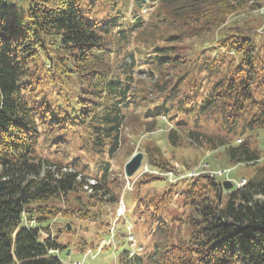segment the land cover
I'll return each mask as SVG.
<instances>
[{"label": "trees", "instance_id": "16d2710c", "mask_svg": "<svg viewBox=\"0 0 264 264\" xmlns=\"http://www.w3.org/2000/svg\"><path fill=\"white\" fill-rule=\"evenodd\" d=\"M263 7L264 0H34L20 16L0 0V264H64L57 252L68 246L42 222L68 213L93 219L119 202L126 177L111 160L158 124L140 116L167 118L174 148H223L229 163L257 165ZM212 124L228 135L209 133ZM146 149L151 168L136 180L137 194L168 183L152 198L156 239L142 255L121 253L120 264H264V165L240 187L202 172L175 193L180 179L169 172L177 166L161 146ZM73 151L101 158L92 165L50 156ZM175 195L181 218L166 212Z\"/></svg>", "mask_w": 264, "mask_h": 264}, {"label": "rangeland", "instance_id": "374dc122", "mask_svg": "<svg viewBox=\"0 0 264 264\" xmlns=\"http://www.w3.org/2000/svg\"><path fill=\"white\" fill-rule=\"evenodd\" d=\"M4 4L10 12H18L19 15L22 16L29 11L30 7L34 4V0H4ZM260 13L264 15V7L260 9ZM245 17L247 18V15H241L238 19H244L245 21ZM263 21L264 17L258 25L262 26ZM263 31V27L258 29L259 33H262ZM141 78H144V75H141ZM131 117L134 119L138 118L134 112ZM139 121L158 122L157 128L154 131L141 134V141H137V139L133 137L129 140V143L126 144V148L119 152L115 159L111 160L112 166L117 172H123L124 174V166L126 162L133 156V154L138 152L143 153L144 158L142 165L134 178L138 177V175L141 174L140 172L145 170L146 166L150 169L151 167L147 162L148 153L146 146L152 144L159 145L165 152L167 151L171 163L177 166V172H179V174H185L188 169L200 168V170H202L205 164L206 167L209 164L206 171L214 172L222 181L228 180L232 182L234 180L238 181L243 177H251V173L254 172L256 168L264 165L263 135L261 138L257 135V141L260 140L257 147L261 150L263 157L257 165L249 168L247 166H237L229 163L225 157L223 148L209 151L201 148L184 149L172 147L168 142L167 136L168 130L172 124L165 117L161 116L159 121L156 119L153 121L147 119V117L143 119L140 116ZM206 130L215 135H228L218 124L208 125ZM255 135L256 134L253 133L251 138H255ZM234 141L239 140H237V137H234L233 142ZM132 148L134 153L131 155ZM50 156H56L65 163H71L73 157L83 156L84 161L89 162L92 165L96 160L98 161L101 158L92 153L79 155L76 151L71 152V155L68 157H65L58 152H55ZM183 163H185V165ZM228 170L230 171L228 172ZM222 171H224V173L220 174ZM179 178L180 186L173 188V191H178L181 186L186 184V179H183L184 177L179 176ZM231 179L234 180L231 181ZM130 182H133V180L130 179ZM166 184H168L167 181L158 180L143 185L138 192V194L140 193L139 195L137 194L136 185L132 188H127V190L123 188L118 202L120 203L121 200V205L118 203L104 205L101 207L102 213L98 214L97 217L93 219H81L74 214L68 213L66 215L61 214L57 217H51L48 220L43 221L41 225L50 228L52 236L59 244L65 247L68 246L57 252L64 264H76L78 262L81 264H120L121 253L134 249V247L131 246L132 243L127 239L131 235V232L134 234L136 241L143 246L144 250L141 251L140 254H144L147 249L151 248L156 239V236L153 233L155 227V218L153 214L155 213V210L152 205V198L160 194ZM115 192H117V190H115ZM137 195L141 196V199H138ZM177 199L178 196L176 197L175 195L173 198L174 202L167 206L166 212L169 215L181 218L182 209L178 207V204L176 203ZM120 208L124 210V215L123 218H118L117 220L116 216L118 215ZM161 216L162 217L160 218L165 220V214ZM115 222L117 223L115 224ZM68 224L69 228L66 230ZM128 226L129 230L127 229ZM151 233H153V235ZM102 242L104 244L107 242V245L103 244L99 249L98 245L100 246ZM126 253H124V255Z\"/></svg>", "mask_w": 264, "mask_h": 264}, {"label": "water", "instance_id": "95a60500", "mask_svg": "<svg viewBox=\"0 0 264 264\" xmlns=\"http://www.w3.org/2000/svg\"><path fill=\"white\" fill-rule=\"evenodd\" d=\"M142 159H143V153L138 152L137 154H135L125 165V170H126V174L128 176L133 175L137 169L140 167L141 163H142ZM229 183V181H225L224 185L226 188H230L232 186V184H226ZM68 228H69V224H68Z\"/></svg>", "mask_w": 264, "mask_h": 264}]
</instances>
